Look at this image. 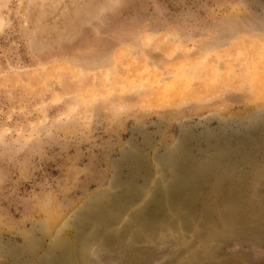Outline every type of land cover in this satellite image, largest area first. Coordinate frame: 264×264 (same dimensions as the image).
<instances>
[{"label":"rangeland","instance_id":"rangeland-1","mask_svg":"<svg viewBox=\"0 0 264 264\" xmlns=\"http://www.w3.org/2000/svg\"><path fill=\"white\" fill-rule=\"evenodd\" d=\"M0 264H264V0H0Z\"/></svg>","mask_w":264,"mask_h":264},{"label":"bare ground","instance_id":"bare-ground-1","mask_svg":"<svg viewBox=\"0 0 264 264\" xmlns=\"http://www.w3.org/2000/svg\"><path fill=\"white\" fill-rule=\"evenodd\" d=\"M185 70V69H184ZM181 77H184V75H188L190 72H192L190 69H187L186 71L181 70Z\"/></svg>","mask_w":264,"mask_h":264}]
</instances>
